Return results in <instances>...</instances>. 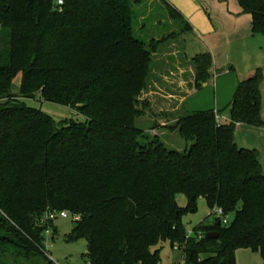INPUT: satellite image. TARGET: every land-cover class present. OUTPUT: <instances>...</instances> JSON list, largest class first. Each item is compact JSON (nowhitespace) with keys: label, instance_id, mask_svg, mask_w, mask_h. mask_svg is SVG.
<instances>
[{"label":"trees","instance_id":"obj_1","mask_svg":"<svg viewBox=\"0 0 264 264\" xmlns=\"http://www.w3.org/2000/svg\"><path fill=\"white\" fill-rule=\"evenodd\" d=\"M62 1L0 0V264L54 263L40 222L48 208L80 216L66 240H87L85 264H160L165 242L184 249L186 264H237L240 248L264 260L263 165L235 140L239 124L264 125L261 69L239 83L229 123L215 109L184 110L176 128L189 146L170 148L136 122L160 43L138 33L143 0ZM238 2L252 15V33L264 35V0ZM192 61L201 88L212 56ZM37 95L87 117L57 122L19 99ZM201 197L210 215L221 207L230 221L199 224L188 237L182 217ZM208 231L218 238H198Z\"/></svg>","mask_w":264,"mask_h":264},{"label":"rangeland","instance_id":"obj_2","mask_svg":"<svg viewBox=\"0 0 264 264\" xmlns=\"http://www.w3.org/2000/svg\"><path fill=\"white\" fill-rule=\"evenodd\" d=\"M232 25V18H236L238 12L244 13L238 0H208ZM140 13L137 15L138 33L146 40L160 41L158 48L152 53V63L146 71L145 86L137 95L136 109L141 112L136 122L150 135H159L168 147L184 151L189 144L180 136L178 121L184 115L182 100L185 95L196 85V71L193 61L186 54V31L183 24L172 19L162 0H143L137 5ZM251 14L240 17V23ZM241 55V63L247 67L255 62L262 71L261 92L264 104V47L244 44ZM197 55V53H196ZM195 55V56H196ZM257 70V69H256ZM255 70V71H256ZM255 73V72H254ZM252 73V74H254ZM243 74V72H242ZM244 76V74H243ZM252 76V75H251ZM195 78V84L191 82ZM243 78V77H242ZM248 78V77H247ZM246 77L244 79H247ZM20 79L18 75L14 82L15 95L20 94ZM243 81V79H242ZM19 98V97H17ZM28 106L42 110L46 115L57 122L85 121L86 115L70 108L68 105L47 101L41 95L36 98L20 97ZM264 120V117H263ZM222 123H229L221 118ZM157 128L154 129V127ZM246 125L245 129L238 134V145L244 148L257 150L264 161V125L253 127ZM177 202L185 207L188 198L184 193L177 194ZM205 198L197 201V209L188 211L182 217V224L187 232L193 231L199 224L212 225L218 216L212 214ZM75 218L71 214L68 218H57L54 225L57 232L48 241L51 257L60 264H85L88 251V243L84 238L67 241L74 227ZM160 264H180L183 252L172 248L169 242L162 245L160 252ZM237 264H264V260L258 252L240 248L236 251Z\"/></svg>","mask_w":264,"mask_h":264},{"label":"crops","instance_id":"obj_3","mask_svg":"<svg viewBox=\"0 0 264 264\" xmlns=\"http://www.w3.org/2000/svg\"><path fill=\"white\" fill-rule=\"evenodd\" d=\"M178 8L192 25L186 33V54L192 60L196 53H210L212 67L210 78L201 88L194 86L182 100L184 110L197 111L215 109L222 118L230 122L229 105L233 101L238 85L246 77L253 75L259 64L252 62L247 67L240 65L244 44L264 47V35L252 33V15L245 17L240 23V17L247 13L238 12L232 18V25L223 16L220 9H216L208 0H168ZM242 10V8L240 9ZM242 64V63H241ZM244 76H243V74ZM243 77V78H242ZM195 84V78L191 80ZM264 104L262 100V118ZM245 124H239L235 133L245 129ZM253 128V127H251ZM264 136V132L261 133ZM260 156V155H259ZM260 160L263 165V158Z\"/></svg>","mask_w":264,"mask_h":264},{"label":"built area","instance_id":"obj_4","mask_svg":"<svg viewBox=\"0 0 264 264\" xmlns=\"http://www.w3.org/2000/svg\"><path fill=\"white\" fill-rule=\"evenodd\" d=\"M63 1L62 0H59V3L61 4ZM213 214H216L218 216V218L221 219V221L224 223V224H227L229 221H230V216L229 215H226L224 213V210L223 208L221 207H215L213 209ZM69 215H71V213L68 211V210H59V209H55V208H48L45 213L43 214V216L40 218V222L42 225L46 224L47 225V228H46V231H45V235L48 237L47 239V242H46V245L48 247V241L53 233V228L49 225V223L51 221H55L57 218H68ZM75 219H78L80 216L79 215H73ZM193 235V231H189L188 232V237ZM205 235L203 233H200L198 235V238L201 239L202 237H204ZM176 250H180L183 252V257H182V260H181V263L180 264H186V256H185V252H184V249L181 248L178 244L175 245L174 247ZM53 264H60L58 262H55ZM86 264H90V262H87Z\"/></svg>","mask_w":264,"mask_h":264},{"label":"water","instance_id":"obj_5","mask_svg":"<svg viewBox=\"0 0 264 264\" xmlns=\"http://www.w3.org/2000/svg\"><path fill=\"white\" fill-rule=\"evenodd\" d=\"M219 233L217 231H208L205 234L206 239H216L218 238Z\"/></svg>","mask_w":264,"mask_h":264}]
</instances>
